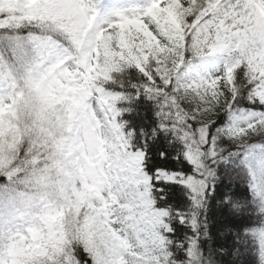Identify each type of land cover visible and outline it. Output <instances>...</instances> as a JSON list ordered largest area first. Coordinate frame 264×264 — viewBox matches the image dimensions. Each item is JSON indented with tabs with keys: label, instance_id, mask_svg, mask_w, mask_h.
I'll return each instance as SVG.
<instances>
[{
	"label": "snow or ice",
	"instance_id": "1",
	"mask_svg": "<svg viewBox=\"0 0 264 264\" xmlns=\"http://www.w3.org/2000/svg\"><path fill=\"white\" fill-rule=\"evenodd\" d=\"M0 33V264H264V0H0Z\"/></svg>",
	"mask_w": 264,
	"mask_h": 264
},
{
	"label": "trees",
	"instance_id": "2",
	"mask_svg": "<svg viewBox=\"0 0 264 264\" xmlns=\"http://www.w3.org/2000/svg\"><path fill=\"white\" fill-rule=\"evenodd\" d=\"M6 34L0 33V39H2ZM3 49L0 48V51ZM126 78L131 79L135 78L136 74L133 71L126 72ZM138 114V118L136 117ZM158 113H153L152 118H149L148 115V109L147 107L138 108L136 110V113L133 115H128L125 117V119L133 120L134 124L137 126L144 127L145 129L151 130L152 126L155 123V118ZM151 135H154V133H151ZM163 135V134H162ZM166 143V141H165ZM170 167H176V163L174 161L169 162ZM207 217L209 221V230H210V240L206 241L208 244H211L214 247H228L232 243L231 234L226 233L225 231V221L224 217L222 216L216 201H210L208 204L207 209ZM236 247H239V245H236ZM241 253H243V249L241 248ZM217 260L220 262V264H248L249 257L245 255L242 258H239V256H233L231 254L229 255H222L217 256Z\"/></svg>",
	"mask_w": 264,
	"mask_h": 264
},
{
	"label": "rangeland",
	"instance_id": "3",
	"mask_svg": "<svg viewBox=\"0 0 264 264\" xmlns=\"http://www.w3.org/2000/svg\"><path fill=\"white\" fill-rule=\"evenodd\" d=\"M101 11L115 10L117 6H121L125 14H133L139 7H141L146 0H93ZM110 16H106L105 20ZM246 254L241 253L239 258L244 257Z\"/></svg>",
	"mask_w": 264,
	"mask_h": 264
},
{
	"label": "clouds",
	"instance_id": "4",
	"mask_svg": "<svg viewBox=\"0 0 264 264\" xmlns=\"http://www.w3.org/2000/svg\"><path fill=\"white\" fill-rule=\"evenodd\" d=\"M58 38L63 39V37H60V36H58ZM233 200H234L235 202H240L241 204H243V202H244V197H243V196H240V195H237V196H235V197L233 198Z\"/></svg>",
	"mask_w": 264,
	"mask_h": 264
}]
</instances>
